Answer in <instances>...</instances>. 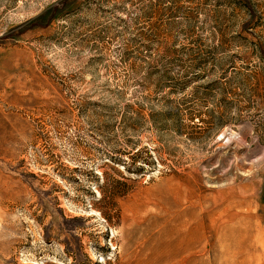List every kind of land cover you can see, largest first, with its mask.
<instances>
[{"label": "rangeland", "instance_id": "374dc122", "mask_svg": "<svg viewBox=\"0 0 264 264\" xmlns=\"http://www.w3.org/2000/svg\"><path fill=\"white\" fill-rule=\"evenodd\" d=\"M180 194L264 264V0H0V264H145Z\"/></svg>", "mask_w": 264, "mask_h": 264}, {"label": "bare ground", "instance_id": "6f19581e", "mask_svg": "<svg viewBox=\"0 0 264 264\" xmlns=\"http://www.w3.org/2000/svg\"><path fill=\"white\" fill-rule=\"evenodd\" d=\"M184 197L181 194L178 195L177 209L175 210L171 225L166 226L164 229V239L161 242V246L153 245L151 255L145 264H185L186 259L184 258V254L192 251L193 248V245L189 246L187 242L195 239L199 228L194 227L193 231L188 230L186 222L187 212L184 208L180 207ZM201 238L202 235H199L196 241Z\"/></svg>", "mask_w": 264, "mask_h": 264}]
</instances>
